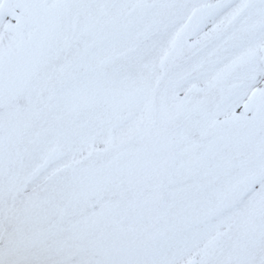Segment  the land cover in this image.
<instances>
[{
  "label": "snow or ice",
  "instance_id": "obj_1",
  "mask_svg": "<svg viewBox=\"0 0 264 264\" xmlns=\"http://www.w3.org/2000/svg\"><path fill=\"white\" fill-rule=\"evenodd\" d=\"M0 264H264V0H0Z\"/></svg>",
  "mask_w": 264,
  "mask_h": 264
}]
</instances>
